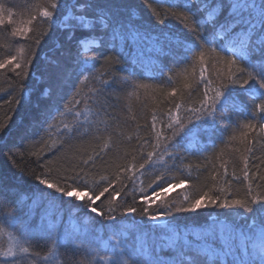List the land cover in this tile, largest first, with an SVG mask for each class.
Returning <instances> with one entry per match:
<instances>
[{
    "label": "snow or ice",
    "instance_id": "1",
    "mask_svg": "<svg viewBox=\"0 0 264 264\" xmlns=\"http://www.w3.org/2000/svg\"><path fill=\"white\" fill-rule=\"evenodd\" d=\"M142 3L158 24L162 25L171 18L179 22L181 30L172 33L161 28L152 35L138 24L136 10L126 5L125 0H38L33 5L35 13L30 14L21 27L12 28L13 37H28L29 33L34 32L33 25L37 22L47 25V29L34 40L37 46L46 37L52 39L57 33L72 43L73 51L67 59L62 57L49 64L50 80L64 79L71 67L80 83L100 84L98 89L89 90L84 110L79 107L82 101L77 98L80 91L77 89L72 96V105L66 108L72 114V123L62 122L56 138L49 132L53 128L49 121L55 118L56 113H64L57 107L46 116L48 127L44 131L49 132L48 140L51 142L45 141L44 147L53 157L80 128L94 123L90 117L102 114L103 105L93 111L88 104L95 103V98L110 92L115 84V73L123 71L122 67H117L121 53L116 56L104 53L116 52L117 47L123 49L129 40L139 42L147 39L161 50L167 46L177 51L181 60L192 61L193 72L199 64L200 79L197 81L193 78L190 83L185 77L183 87L192 89L194 84L203 83L204 91L202 98L194 105L175 103L177 113L184 107L187 115H174L170 110L168 121L159 131L156 130V116L153 114L151 127L155 142L151 143L152 150L145 153L144 145L149 144L150 140L137 137L139 148L125 154L127 162L117 166L114 180L100 175L99 180L92 179L90 183L89 171L85 168L89 165L95 167L96 159H103L102 153H106L110 147L108 143H104L99 151L87 159L62 170L45 167L37 160L44 170L39 174L35 171L30 174L37 184L31 193L9 186L15 189L12 192L14 199L10 203L12 210L0 218V234L8 233L7 246L0 245L3 264H66L61 249L71 245L74 251L79 252L84 242L76 244L75 241L80 239L82 229L84 233L94 234L95 239L102 242L103 249L90 245V252L89 248H84V259L77 264H264V174L249 168L252 141L264 146V135H259L264 134V0H142ZM4 13L5 9L0 5V25L5 23ZM7 22L13 23L10 10L7 11ZM28 51L21 47L17 55L0 59V69L11 65L8 70L16 77L28 79L33 59L38 58L36 49H30V55ZM102 55L104 60L101 67L105 71L98 73L96 65ZM206 61L216 69L220 81L216 86H213L212 80L205 81ZM105 75L109 78H103ZM34 79L41 84L38 77ZM238 92L246 96L252 106L250 119L243 124L245 131L239 137H230L243 145L242 150L235 149L243 161L242 177L233 171L232 180L223 179L229 175L228 161L218 156L219 167L213 165V171L209 174L212 183L204 186L206 190L201 189L194 195L186 190L179 201L161 199L170 190L186 189L187 186L185 179L179 183L171 182L173 178L170 173L176 165H169V161H182L187 156L197 155L202 148L201 137L215 132L217 125L228 119L230 111H247V105H241L237 100ZM38 94L41 98L49 97L51 85L40 86ZM171 95H176L175 88ZM4 127V124H0V131ZM250 133H255L251 139ZM127 139L131 141L133 138L129 136ZM58 140L60 147H57ZM16 155L15 146L9 148L8 157L14 165ZM186 167L191 169L192 165ZM54 170L56 176L49 179ZM18 171L22 176L29 175L24 169ZM149 171L154 179L147 187L143 181L136 185V173L144 176ZM126 180L133 181V202L128 204L125 200L124 203H116V198L127 187ZM221 180L223 186H220ZM241 180L245 183L243 194L232 187L233 181ZM117 183L120 187L114 188L113 185ZM101 184L104 185L102 190ZM0 187H3L2 182ZM81 188L91 189L98 194L90 195L88 191L81 193L78 191ZM109 189H112L111 193ZM136 191L143 194V204L139 207L135 201ZM106 193L108 197H105ZM101 197L107 199L105 210L96 204L97 201L104 203ZM83 198L86 200L82 204H74V200L82 201ZM157 199L160 204L150 211ZM64 204L76 209L83 207L84 217L70 208L69 223L63 214ZM41 205L46 209H56V212L45 211L33 225L32 210ZM211 207L226 210L213 218L214 223L218 221L221 225L219 235L212 226L206 234L192 239L187 232L181 233L173 224L176 219L174 214H199L201 210ZM26 208L29 211L26 212ZM237 209H242L243 213ZM133 214L139 219L132 218ZM220 215L226 218L230 215L241 217L243 223L229 227L218 220ZM165 218H169L167 223H159ZM105 231L108 232L107 239L103 235ZM36 236L45 242L43 252L35 250L37 245L33 241Z\"/></svg>",
    "mask_w": 264,
    "mask_h": 264
},
{
    "label": "trees",
    "instance_id": "2",
    "mask_svg": "<svg viewBox=\"0 0 264 264\" xmlns=\"http://www.w3.org/2000/svg\"><path fill=\"white\" fill-rule=\"evenodd\" d=\"M37 2L38 0H0V5L5 9V23L0 25V59H7L9 55H17L21 47L29 50L28 55L31 54L30 49L33 48L36 49L38 54V58L33 59L29 77L26 80L16 77L14 73L9 71L11 65L6 69H0V124L5 125L3 131H0V182L3 185V187H0V218L12 210L10 203L14 199L12 192L15 189H10L9 186H16L21 191L29 193L37 187L36 182L30 178L33 171L39 174L44 170L39 167L37 160L45 167L62 170L69 165L87 159L89 155L99 151L104 143H108L110 147L106 153H102L103 159L97 158L95 167L89 165L85 168L89 171L90 183L92 179L99 180L100 175H107L114 180L117 166H122L127 162L124 159L125 154L139 148L137 137L150 140L149 144L144 145L145 153L152 150L151 143L155 142L151 127L153 114L156 116V130L159 131L168 121L170 110L174 115L179 114L182 117L187 115L184 107L177 113L175 103H181L184 106L194 105L202 98L204 91L203 83L194 84L192 89L183 87L185 77H187V82L190 83L193 78L197 81L200 79L201 66L199 64L196 65L193 72L192 61L181 60L177 51L167 46L161 50L153 46L147 39L139 42L129 40L127 46L123 49L117 47L116 52L106 51L104 53V55L113 56L121 53L119 55L120 65L117 67H122L123 71L115 73V84L110 92L95 98V103L90 102L88 104V107L93 111L100 109L103 105L102 114L99 117H90L94 123L91 125L85 124L71 140H67V137H65L64 139L67 142L60 148L57 156L53 157L52 153L44 147V143L45 141L51 142L48 140L49 132L53 138H56L59 129L62 127V122L72 123V114L66 111V108L73 103L72 96L77 89L80 90L77 98L81 99L82 103L79 107L84 110V101L88 100L89 90L92 88L98 89L100 84L98 82L80 83L71 67L64 79L55 81L49 79V64L62 57L67 59L73 51V45L62 34L57 33L52 39L46 37L37 46L34 40L38 38L40 32L47 29V25L34 22V32L29 33L28 37H13L11 35L12 28L21 27L30 14L35 13L33 5ZM125 3L136 10L138 24L142 25L143 29H148L152 35L157 34L161 28L172 33L179 32L182 28L178 21L171 18L166 19L162 25L158 24L150 10L144 7L142 0H125ZM8 10L12 13V24L7 22ZM103 60L104 56L102 55L96 65L98 73L105 71L101 67ZM68 62L71 64L70 60ZM205 63L207 66L205 81L212 80L214 81L213 86H216L220 83L217 79L216 69L213 68L211 62L206 61ZM34 77H38L41 84H38ZM103 78L107 79L109 77L105 75ZM169 78H171V82H169ZM21 84L24 85L23 88H21ZM43 85H51L49 97L41 98L39 96L38 88ZM137 85H144V87H137ZM173 88L176 89L175 96L171 95ZM17 100H19V103H17ZM237 100L241 105H247V111H230L228 119L219 123L215 132L201 137L202 148L197 155L187 156L182 161L179 159L175 162L169 161V165L172 163L176 165L170 173L173 178L171 182L179 183L181 179H185L187 186L186 189L170 190L167 196L161 199L179 201L182 200L186 190L193 195L201 189L206 190L204 186L212 183L209 174L213 171V165L219 167L220 160L217 159L218 156L222 160L228 161L229 175L223 177V179L232 180L233 171L237 176L242 177L243 161L235 149L241 148L242 150L243 145L240 144L239 140H231L230 137L233 135L239 137L240 133L245 131L243 124L250 119L252 106L248 98L239 92L237 93ZM57 107L64 115L56 113L55 118L49 121L52 123L53 128L49 132H45L44 129L48 127L45 118L50 111H54ZM254 134L250 133L249 139ZM129 136L133 138L131 141L127 139ZM14 146L17 151L15 165L8 157L9 148ZM57 147H60L59 140L57 141ZM252 147L253 153L249 154V168L253 172L259 171L264 174V163H262L264 161V146L261 143L252 141ZM130 159L131 156L129 155L128 160ZM188 164L192 165L191 169L186 167ZM197 164L200 165L199 168L196 167ZM253 165L258 167H253ZM18 169H24L29 175L22 176ZM56 174L54 170L48 178L53 179ZM152 179H154V175L151 171L144 176L136 173V177H134L136 185L143 181L145 187ZM125 184L127 187L121 192L120 197L116 198V203H124L125 200L128 204L133 202V181L126 180ZM103 186V184L100 185V190ZM220 186H223V180L220 181ZM113 187L119 188L120 185L117 183ZM232 187L234 191L239 190L243 194L245 183L243 180L233 181ZM78 191L81 193L88 191L90 195L98 194V192L93 193L91 189L81 188ZM109 192L111 193L112 189H109ZM108 195L106 193L105 197H108ZM142 195L139 191L135 192V201L138 207L143 204ZM105 197H101L104 203H101V201L96 202L101 210L107 208ZM84 200L86 198H83L81 203L74 200V204H82ZM159 204L160 200L157 199L156 203L151 205L150 211L155 210ZM70 208L74 213H78L80 217H84L85 209L83 207L76 209L73 206L64 204L62 206L63 214L65 220L69 223L71 222ZM25 211L29 210L26 208ZM32 211V224L35 225L42 213L45 211L55 213L56 209H46L41 205ZM225 211L224 209L211 207L201 210L199 214H174L176 219L173 220V224L181 233L187 232L192 239L206 234L212 226H215L217 235H219L221 225L218 221L214 223L213 218ZM228 211L231 212L232 210ZM236 211L243 213L242 209ZM132 218L139 219L135 214ZM132 218L129 219V223ZM168 219L165 218L166 223ZM97 220L99 222V218ZM218 220L224 221L229 227L243 223L241 217L231 215L227 218L220 215ZM103 235L107 239L108 232L105 231ZM79 236L80 239L76 240L75 243L84 242L79 252L74 251L71 245L61 249L66 264H77L78 261L84 259L83 249L89 248L91 252L90 245L99 246L100 249H103L102 242L96 240L94 234L84 233L82 229ZM7 237V231L0 234V245L7 246ZM33 242L37 245L35 250L41 252L45 250L43 247L45 242L39 236L34 237ZM0 264H3L2 260H0Z\"/></svg>",
    "mask_w": 264,
    "mask_h": 264
},
{
    "label": "rangeland",
    "instance_id": "3",
    "mask_svg": "<svg viewBox=\"0 0 264 264\" xmlns=\"http://www.w3.org/2000/svg\"><path fill=\"white\" fill-rule=\"evenodd\" d=\"M159 223H166V221L164 220V221H160Z\"/></svg>",
    "mask_w": 264,
    "mask_h": 264
},
{
    "label": "bare ground",
    "instance_id": "4",
    "mask_svg": "<svg viewBox=\"0 0 264 264\" xmlns=\"http://www.w3.org/2000/svg\"><path fill=\"white\" fill-rule=\"evenodd\" d=\"M78 202H80V203H81L82 201H78Z\"/></svg>",
    "mask_w": 264,
    "mask_h": 264
}]
</instances>
